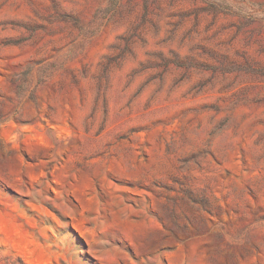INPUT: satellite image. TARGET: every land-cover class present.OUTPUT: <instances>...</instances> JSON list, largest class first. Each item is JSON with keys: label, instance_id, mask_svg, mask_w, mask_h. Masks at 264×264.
Here are the masks:
<instances>
[{"label": "rangeland", "instance_id": "rangeland-1", "mask_svg": "<svg viewBox=\"0 0 264 264\" xmlns=\"http://www.w3.org/2000/svg\"><path fill=\"white\" fill-rule=\"evenodd\" d=\"M0 264H264V0H0Z\"/></svg>", "mask_w": 264, "mask_h": 264}]
</instances>
